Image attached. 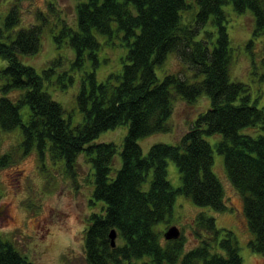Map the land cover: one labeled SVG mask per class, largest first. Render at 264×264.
Listing matches in <instances>:
<instances>
[{
	"label": "trees",
	"instance_id": "16d2710c",
	"mask_svg": "<svg viewBox=\"0 0 264 264\" xmlns=\"http://www.w3.org/2000/svg\"><path fill=\"white\" fill-rule=\"evenodd\" d=\"M225 1L196 0L198 10L189 22L180 16V11L188 8L185 0L80 1L75 5L76 28L63 22L60 35L53 36L57 44L66 37L72 58H53L41 73L18 58V53L38 51L41 26L22 28L14 38L4 35V30H11L19 21L15 7L7 13L4 27H0V58L6 61L0 78L10 96H0V129L8 132L19 128L24 152L35 148L40 160L46 156L52 161L62 160L68 173L82 152L92 163V196L104 206L91 214L85 231L87 264H138L143 257H148L150 264H243L234 233L218 228L214 218L204 213L194 220L192 233L198 243L186 251L182 231L177 239L161 240L164 232L155 228L160 222L165 223V230L170 226L178 194L218 212L229 209L222 184L212 170L213 147L203 134L222 136L214 147L223 155L227 176L242 197L253 233L249 248L264 258V105L250 103L249 96L242 95L246 86L229 77L231 55L222 8ZM230 1L236 12L249 9L253 13L254 35L264 33V0ZM210 17L218 30L211 49L207 41L195 39ZM112 22L128 45L122 71L103 82L96 81L94 72L89 73L90 88L82 87L77 97L84 121L72 126L70 115L65 116L62 104L51 97L45 85L55 83L66 88L73 82L71 72L82 66L86 57L96 64L101 44L93 31L111 37ZM170 52L201 78L189 81L167 73L159 80L154 67ZM64 60L70 64L61 70ZM175 94L186 102L206 95L210 105L179 144L154 143L143 154L139 138L169 130L167 121L173 113ZM122 125L127 126V132L119 151L121 164L111 176L116 145L93 141L101 132ZM246 126L258 127L262 133L256 137L239 133ZM167 159L175 162L180 173L181 185L176 188L167 179ZM11 161L10 153L0 154V168ZM112 228L121 240L114 247L108 237ZM215 245L224 254L212 252ZM0 264L34 263L0 238Z\"/></svg>",
	"mask_w": 264,
	"mask_h": 264
},
{
	"label": "rangeland",
	"instance_id": "374dc122",
	"mask_svg": "<svg viewBox=\"0 0 264 264\" xmlns=\"http://www.w3.org/2000/svg\"><path fill=\"white\" fill-rule=\"evenodd\" d=\"M83 0H0V27L3 28L7 13L16 8L19 21L11 30H4V35L14 38L16 32L32 25L41 26L40 47L34 54L18 53L19 60L26 65L41 70L49 65V61L59 56L72 58L73 51L66 37L57 44L53 36L60 35L63 22L76 28L75 5ZM188 8L180 11L181 20L189 22L198 5L196 0H185ZM226 16V31L229 39L231 62L229 77L246 86L242 95L249 96V102L258 107L264 105V33L254 35L255 19L247 9L236 12L230 0L222 4ZM75 23V24H74ZM74 25V26H73ZM112 35L93 33L100 45L97 51V63L86 57L83 65L76 68L73 82L66 88H60L55 83H47L45 90L51 97L60 102L65 116L70 115L71 125H80L84 121L77 97L82 89L90 88V72L95 73L97 82H103L109 75L120 74L128 50L123 32L112 22ZM218 36L216 23L212 17L198 29L196 40L207 41L211 49ZM69 49V52L67 51ZM70 61L64 60L63 68ZM6 66V61L0 58V69ZM155 73L159 80L167 73L178 74L189 81L199 80L194 71L183 63L175 52L167 54L166 59L156 64ZM5 81L0 78V96L6 95L3 90ZM15 93H12V96ZM173 113L168 119L169 130L155 133L138 139L143 154L149 147L158 142L176 145L182 135L191 127L197 116L205 111L210 101L202 95L194 102H186L178 94L172 98ZM27 108L23 112L26 118ZM127 132V126L101 132L93 142H113L117 147L112 167L114 170L121 164L119 151ZM239 133L254 137L261 134L258 127L246 126ZM203 137L213 147L212 170L220 180L228 210L218 212L208 206H198L183 195L178 194L173 204L170 226L176 225L186 238L185 250L198 243L192 230L194 220L199 213L213 217L218 228L229 229L234 233L242 257L243 264H264V258L253 252L248 245L253 238L243 208L240 194L231 184L225 167L223 155L218 153L214 144L222 136L220 134H203ZM22 135L19 128L12 131L0 129V154L10 153L12 161L8 166L0 168V238L10 242L13 247L26 256L34 264H87L84 257L85 231L91 223L92 213H99L104 203L92 196L94 186V168L83 152L77 157L73 171L66 172L62 160L52 161L48 156L40 160L35 148L24 152L21 145ZM150 176V175H149ZM167 179L176 188L181 185V178L175 162L167 159ZM148 181L143 184L147 188ZM165 223L155 225L156 230H163ZM163 233L161 240H163ZM115 242L121 243L116 237ZM212 252L224 254L218 245L212 246ZM184 253V252H183ZM182 253V254H183ZM179 256V260L182 257ZM138 264H150L148 257L137 260Z\"/></svg>",
	"mask_w": 264,
	"mask_h": 264
},
{
	"label": "water",
	"instance_id": "95a60500",
	"mask_svg": "<svg viewBox=\"0 0 264 264\" xmlns=\"http://www.w3.org/2000/svg\"><path fill=\"white\" fill-rule=\"evenodd\" d=\"M180 236V230L176 225L169 226L163 233V237L166 240L177 239ZM108 237L110 239L111 246L114 247L116 245L115 238L117 237V232L114 228H112Z\"/></svg>",
	"mask_w": 264,
	"mask_h": 264
}]
</instances>
